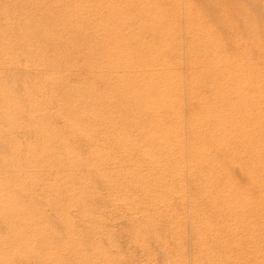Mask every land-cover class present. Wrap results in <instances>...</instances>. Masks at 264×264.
<instances>
[{
	"label": "bare ground",
	"instance_id": "obj_1",
	"mask_svg": "<svg viewBox=\"0 0 264 264\" xmlns=\"http://www.w3.org/2000/svg\"><path fill=\"white\" fill-rule=\"evenodd\" d=\"M216 25L196 0H0V112L23 137L9 143L31 152L34 200L30 217L17 207L27 224L14 226L13 257L159 259L156 247L172 264H264V46ZM97 177L117 207L149 226L161 215L164 231L132 222L127 255L97 233L58 234L52 215L90 212Z\"/></svg>",
	"mask_w": 264,
	"mask_h": 264
},
{
	"label": "rangeland",
	"instance_id": "obj_2",
	"mask_svg": "<svg viewBox=\"0 0 264 264\" xmlns=\"http://www.w3.org/2000/svg\"><path fill=\"white\" fill-rule=\"evenodd\" d=\"M213 1V2H212ZM196 2L203 8V10H204V12H206L208 15H210V16H212L213 14L215 15V17H216V19H217V25H216V28L217 29H220L221 30V32H222V34H224L225 33V35L227 36V38L230 40V39H232V38H229V34L231 35V37H232V35H233V37L235 36H238V33L239 32H243L244 34H246L247 35V40H249V39H251V40H249V44H251V46H249V47H251V49H253L254 48V45L255 44H257V42H262V45L264 46V43H263V40H264V0H252V2H250V0H222V1H220V0H196ZM219 2V3H218ZM220 2H221V4H220ZM248 3V4H247ZM204 5H206V6H204ZM219 5H221V6H219L220 8H218V6ZM227 7H226V6ZM243 5L248 9H246L245 7H243ZM239 6V7H238ZM241 6V7H240ZM223 7L224 8H226V9H229L230 7L231 8H233V7H235V8H233V9H231V10H227V12L225 11L226 9H223ZM243 7V8H242ZM223 9V10H222ZM239 9V10H238ZM244 9V10H243ZM221 11H223V14H225L226 16H225V18L224 17H222V15H220L221 14ZM231 11H233V12H231ZM239 11V12H238ZM240 11L242 12V16H241V14H240ZM248 11V12H247ZM220 12V13H219ZM231 12V13H230ZM227 13H228V15H229V17H231V18H229L228 17V15H227ZM230 13V14H229ZM235 13V14H234ZM246 13V14H245ZM231 14H233V16L231 15ZM231 15V16H230ZM247 15H249V17H246ZM224 16V15H223ZM238 18H237V17ZM227 17V18H226ZM235 17V19H233ZM245 17H246V20L247 19H249V20H247L248 22H245L246 20H245ZM252 17H253V19H252ZM230 19V20H229ZM252 19V20H251ZM225 20V21H224ZM239 20V21H238ZM225 22V24H224V22ZM228 21V22H227ZM230 21V22H229ZM241 21V22H240ZM236 22V23H235ZM237 22H239V24H237ZM227 23V24H226ZM230 23V24H229ZM249 23V24H248ZM229 24V25H228ZM233 24V25H232ZM237 24V25H236ZM248 24V25H247ZM256 24H257V26H256ZM227 25V26H226ZM232 25V26H231ZM238 25H240V26H238ZM247 25V26H246ZM228 26H230V27H228ZM244 26V27H243ZM253 26V27H252ZM233 29H232V28ZM235 27V28H234ZM240 27V28H239ZM246 27H248V28H246ZM227 28H229L230 29V31L232 32V33H230V31L228 32V30L229 29H227ZM232 29V30H231ZM236 29V32H237V34H236V32L234 31ZM244 29H245V31H244ZM248 29V30H247ZM238 30V31H237ZM243 30V31H242ZM261 30V31H260ZM233 31H234V34H236V35H234L233 34ZM248 31H249V33H248ZM252 31V32H251ZM259 31H260V33H259ZM259 33V34H258ZM250 35H252V37L250 36ZM260 35V36H259ZM262 35V36H261ZM237 38V37H236ZM235 38H233V40H234ZM252 39H254V40H252ZM256 39V40H255ZM232 41V40H231ZM235 41V40H234ZM31 70H30V68L27 70V73L28 72H30ZM29 74V73H28ZM54 120H56L55 118H54ZM3 122V123H2ZM4 123H5V121H4V119L1 117V112H0V141H4V143L5 144H3V143H1L0 142V162H1V168H0V172H2V174H0V176H3V177H0V181L1 182H3V183H1L0 182V186H1V189H0V206L2 205L3 206V204H1V203H4V205H6V206H4V207H0V239L1 240H4V241H1L0 242V244H2L1 245V247H0V264H38L36 261H28V260H26V259H20V257H17V256H19V255H17V256H15V257H13L14 255L13 254H11V253H14L16 250H15V248L14 247H16V246H13V243H14V245H16V241H17V238H18V234L20 233V232H18V230L20 229V228H17L16 229V227H18V226H20L21 224L20 223H18V225H17V221L18 222H25L26 224H27V222L25 221V219H24V215H22L21 213H22V208H27V217H30V215H31V212H33V204H34V200H33V198L31 199V197H29L30 195V192L28 191L29 190V188H30V185L31 184H29V182H30V180H29V178L27 177V176H29V174L27 173L28 172V170L25 168V167H28V164H30V155L31 154H27V153H31V152H28V151H30L28 148V150L26 151L25 149L26 148H24V146H22L23 145V143L22 144H16V146H15V144H14V146H13V144L12 143H9V141L10 140H13V139H15V138H19V137H22L21 135H19V137L15 134V135H13V133H11V132H9V131H7L5 128H3L4 127ZM3 124V125H2ZM6 127V126H5ZM4 130V131H3ZM2 131V132H1ZM8 135H10V136H8ZM34 135H38L37 133L36 134H33V136ZM4 136V137H3ZM13 136V137H12ZM15 136V137H14ZM17 136V137H16ZM24 136V138H26L27 136L26 135H23ZM36 137V139H37V136H35ZM35 137L34 138H31V139H35ZM5 138V139H4ZM9 138V139H8ZM11 138V139H10ZM23 138V137H22ZM22 138H20V139H22ZM8 139V140H7ZM7 140V141H6ZM8 142V143H7ZM8 144V147L6 146ZM22 146L21 148H20V146ZM37 145L39 146L40 144H38V141H37ZM3 146V147H2ZM41 146V145H40ZM8 148V149H6V148ZM10 147H11V149H10ZM13 147V148H12ZM14 148L15 149H17L16 151L14 150ZM22 148H24V149H22ZM5 149V150H4ZM10 149V150H9ZM22 149V150H21ZM2 150L4 151V152H2ZM6 150H8L7 152H5ZM13 150V151H12ZM23 152V153H21L20 154V152ZM25 150V151H24ZM2 152V153H1ZM18 154V156H17V154ZM27 152V153H26ZM3 153H5V156H4V154ZM6 154H10V155H6ZM13 154V155H12ZM22 154H26L25 156L24 155H22ZM14 155H16V158H14ZM23 157H22V156ZM7 156V157H6ZM11 156V157H10ZM5 157H6V160H8L9 162H10V160H11V162L9 163L8 161L7 162H5V163H3L4 161H6V160H4L5 159ZM21 160H20V159ZM27 158H29L28 160H26ZM14 159H16V160H13ZM3 160V161H2ZM19 160V161H18ZM24 160V161H23ZM15 161L17 162V164H15ZM23 162V163H20V162ZM27 161V162H26ZM29 161V162H28ZM3 163V164H2ZM19 163V164H18ZM5 164V165H4ZM12 164H14L13 166H12ZM21 164L23 165V164H27V165H23L22 167H20L21 166ZM17 167H16V166ZM2 166L3 167H5V168H2ZM9 166H10V168H9ZM25 166V167H24ZM13 167H15V168H13ZM24 167V168H23ZM16 168H17V172H14V171H16ZM23 168V169H22ZM5 169V170H4ZM3 170V171H2ZM8 170V171H7ZM10 170V171H9ZM14 172H12V171ZM20 170V171H19ZM21 170H23V171H21ZM25 170V171H24ZM4 172H5V174H4ZM9 172H10V174H9ZM23 172V173H22ZM13 173V174H12ZM19 173H21V174H19ZM16 176H15V175ZM28 174V175H27ZM18 175H19V177H18ZM22 177H21V176ZM24 175H26V176H24ZM9 178H8V177ZM11 176V177H10ZM14 177V178H13ZM25 177H26V181H25ZM5 178V179H4ZM7 178H8V180H7ZM10 178H12V180L10 179ZM24 178V179H23ZM15 179V180H14ZM23 179V180H22ZM99 179V180H98ZM5 180V181H4ZM14 180V181H13ZM29 180V181H28ZM10 181L13 183V184H11L10 183ZM18 182V183H16L17 185L16 186H11V185H15V182ZM22 181V182H21ZM79 181H81V182H78V184L77 185H79V187H82V188H80L81 190L83 189V188H85V191L89 194V187L90 188H93V186L91 185L92 184V181H91V183H89L88 181H85L84 182V180H82V179H79ZM99 181H101L100 180V178H96L94 181H93V185L94 184H96L95 185V187L98 189V187H99V193H98V195H97V198L96 199H98V202H97V200L95 199V197H92V199L89 201V199H87V201H89V202H91V203H94L95 205H94V208H92V210L91 211H93V212H87V213H80V212H77V211H75L74 212V210H68V212L67 213H65V214H62L61 216L59 215V216H54V215H52V217L55 219V221H54V224H53V228L55 227V229L54 230H56L57 231V233L58 234H60L61 236H62V233H59V232H61V231H63V235H65V233H66V231H67V229L68 230H75V231H77L78 233H80V234H87L88 232H90L91 234H93V236L95 235L96 236V233H97V236L99 237V235H101V236H103V237H106V238H108L109 240H112V241H116L117 243H119L120 244V249H121V251H122V253L123 254H126L127 255V253H129V250H132L134 247L133 246H131V245H133V241H131V239H130V229H131V223L133 222L134 224H138V225H141V226H143L144 225V227H148L149 228V233H155V232H162V231H164V229H163V226H161V225H159L157 222H159L158 220H159V218L161 217V215H156L155 216V220L156 221H153L152 222V224H151V226H149L148 225V220H144L143 219V217L141 216V215H138V214H134V213H130V212H128V209L125 207V206H123V207H117L118 206V203L117 202H113L111 199H110V196H109V198H108V191H107V189L106 188H104V186H103V184H101V182H99ZM9 182V183H8ZM26 182H28V183H26ZM96 182V183H95ZM19 183H21V184H19ZM25 183V184H24ZM31 183V182H30ZM80 183H82V184H80ZM87 183H89V184H87ZM3 184V185H2ZM4 184H6V185H4ZM10 184V185H9ZM24 186H23V185ZM85 184V185H84ZM99 184H100V186H99ZM22 185V186H21ZM82 185V186H81ZM89 185V186H88ZM98 185V186H97ZM2 186H4V187H10V188H12V189H10V192H9V190H7L8 191V193H7V191H5L7 188H4V187H2ZM25 186H29V187H27L28 188V190H27V188L25 187ZM86 186H87V188H86ZM92 186V187H91ZM102 186V187H101ZM117 186V185H116ZM95 187H94V189H95ZM5 189V190H2V189ZM19 188H20V190L21 191H19ZM24 188H26V189H24ZM101 188V189H100ZM103 188H104V190H103ZM117 188V187H116ZM16 191H14V190ZM106 189V190H105ZM1 190H2V192H1ZM97 190V191H98ZM4 191V192H3ZM13 191V192H12ZM28 192V193H26V192ZM102 191V192H101ZM107 191V193H105ZM17 192H19V193H17ZM101 192V193H100ZM4 193V194H3ZM11 193H13V196H11L10 194ZM15 193H16V197L14 196L15 195ZM21 193H22V195H21ZM24 193V194H23ZM102 193H104L103 195L104 196H106V197H104L103 195H102ZM20 194V195H19ZM26 194V195H25ZM101 194V195H100ZM6 195H9V196H7V198L6 197H4V196H6ZM25 196V197H24ZM102 196V197H101ZM3 197V198H2ZM9 197H12V198H14L13 200H11L12 198H9ZM19 197H21V199H19ZM22 197H24V198H22ZM28 197H29V200H28ZM103 197H104V199H103ZM18 198V199H17ZM27 200H26V199ZM8 199V200H7ZM23 199H25V200H23ZM94 199L96 200V201H94ZM100 199V200H99ZM17 200V203H15L16 205H14V203L13 202H15ZM19 200V201H18ZM21 200H23V201H21ZM31 200H32V202H33V204H32V202H31ZM4 201V202H3ZM6 201V202H5ZM8 201V202H7ZM20 201H21V203H20ZM25 201H26V203H28L27 205H29V206H31V207H28L27 205H24V203H25ZM7 203V204H6ZM11 203V204H10ZM18 203H19V205H18ZM25 203V204H26ZM30 203V204H29ZM99 205H98V204ZM8 204H10V205H13V207L12 206H10V205H8ZM109 204V205H108ZM21 205H23V207L21 208ZM8 206H10L11 208H9ZM16 206V207H15ZM17 207H20L21 208V210H20V208L17 210ZM13 208V209H12ZM16 208V209H15ZM29 208V209H28ZM32 209V211H31V209ZM11 209V213L12 214H14V215H12L13 217L15 216V214L16 213H14V211L15 212H17V218L15 219V217L14 218H12V216L10 215V210ZM15 209V210H14ZM95 209V210H94ZM124 209V210H123ZM4 210V211H3ZM17 210V211H16ZM20 210V211H19ZM6 211V213H4ZM19 211V212H18ZM29 211V212H28ZM96 211V212H95ZM21 212V213H20ZM70 212V213H69ZM98 212V213H97ZM18 213H20L21 214V217H23V218H21L20 216H18L19 214ZM76 213V214H75ZM6 214V215H5ZM24 214V213H23ZM69 214V215H68ZM80 214V215H79ZM89 214L91 215L90 217H89ZM29 215V216H28ZM68 215V216H67ZM86 215V216H85ZM26 216H25V218H26ZM80 216H83V217H80ZM8 217H10L9 219H14V220H10L9 221V219H8ZM20 217V218H19ZM92 217V218H91ZM141 217V218H140ZM66 218V219H65ZM70 218H72V220H74V221H72ZM81 218V219H80ZM3 219V220H2ZM8 219V220H7ZM19 219H20V221H19ZM63 219V220H62ZM88 219V220H87ZM94 219H96V220H94ZM137 219V220H136ZM67 220H71L72 222L70 223V222H68ZM5 221H8V222H6L5 223ZM13 221V222H12ZM14 221L16 222V224H14L13 225V223H14ZM61 221H63V222H61ZM65 221V222H64ZM81 221V222H80ZM88 221V222H87ZM10 222V223H9ZM94 222V223H93ZM56 223V224H55ZM71 225H70V224ZM147 223V224H146ZM20 224V225H19ZM25 224V225H26ZM69 224V225H68ZM75 224V225H74ZM87 224V225H86ZM88 224L89 225H95L96 226V229H91L90 231H89V229H88ZM158 224V225H157ZM16 225V227H14ZM57 226H58V229H56L57 228ZM64 226V227H63ZM72 226H74V228L72 227ZM13 228H15L14 229V231H13ZM67 228V229H66ZM159 228V229H158ZM2 229V230H1ZM12 229V230H11ZM8 230V231H7ZM59 230V231H58ZM61 230V231H60ZM79 230V231H78ZM2 231V232H1ZM12 231V232H11ZM16 231V232H15ZM15 232V233H14ZM4 233H5V235H4ZM10 234V235H8V234ZM16 234V238H14L15 239V241H13L14 239L12 238V236H14L15 237V235H11V234ZM99 233V234H98ZM3 235V236H2ZM7 235L10 237V239H12L11 241H13L12 243H9V241H8V238L9 237H7ZM4 236H6V237H4ZM4 238H6V240L4 239ZM97 238V237H96ZM9 239V240H10ZM6 241H7V244H12V245H7L6 244ZM129 241H130V244H129ZM128 242V243H127ZM4 244V245H3ZM6 245H7V247H6ZM9 246V247H8ZM13 246V247H12ZM131 246V247H130ZM3 247V248H2ZM5 247V248H4ZM129 247V248H128ZM155 247V246H154ZM7 248L9 249V250H7ZM10 248H13V250L11 249V251H10ZM4 249H6V250H4ZM155 250H157V251H155L156 252V254L158 255V258L159 259H145V257H146V253H142V251L141 250H138L139 252V254L137 253L136 254V259H104V261H103V259H80V261L77 263V264H88V262L87 261H89V262H92V261H94V262H98L97 264H102L103 262H108V264H154V263H156V264H163V262H165L164 264H172V262H171V260L172 259H162L161 260V254H160V251H158V248H154ZM15 250V251H14ZM1 251H3V252H1ZM13 251V252H12ZM6 252V253H5ZM11 255V259H13V260H15V261H13V260H11V259H8V260H5V255H8V253ZM127 252V253H126ZM1 253H2V255H1ZM144 256H143V255ZM10 255H9V257H10ZM13 255V256H12ZM3 258H4V261H1V260H3ZM15 258V259H14ZM92 260V261H91ZM132 260V261H131ZM169 260V261H168ZM85 261V262H84ZM160 261V262H159ZM4 262V263H3ZM11 262V263H10ZM82 262V263H81ZM87 262V263H86ZM102 262V263H101ZM110 262V263H109ZM167 262V263H166ZM169 262H171V263H169Z\"/></svg>",
	"mask_w": 264,
	"mask_h": 264
}]
</instances>
